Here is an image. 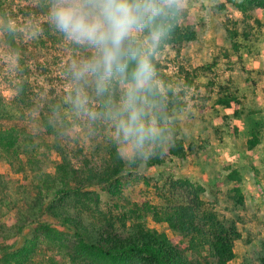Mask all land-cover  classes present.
Listing matches in <instances>:
<instances>
[{"label": "trees", "instance_id": "16d2710c", "mask_svg": "<svg viewBox=\"0 0 264 264\" xmlns=\"http://www.w3.org/2000/svg\"><path fill=\"white\" fill-rule=\"evenodd\" d=\"M50 3L51 0H38L30 6L48 15ZM158 3L165 8V15L148 24L147 32L159 31L162 26L169 42L183 44L191 40L193 31L180 23L179 3L170 0H158ZM226 4L264 10V0H224L220 7ZM10 13L9 0H0L1 44L16 61L12 102L21 115L17 121H8V115L0 119V162L9 164L22 179L15 181L0 172V213L5 208L13 214L11 223L0 219V264H229L236 257L235 241L242 235L235 227L227 226L216 213L200 211V194L204 191L201 185L189 179L172 182L171 188H184L192 195L188 203L156 205L149 199L125 198L122 176L128 162L119 152L117 138L102 134L91 148H99L98 152L83 153L87 148L75 145L70 134L71 123L62 111L61 102L46 93L32 72L35 68L46 70L42 46H64L67 49L63 63L65 78L74 84L89 85L84 106L95 114L91 122L95 134L107 122L125 123L130 137L142 146L160 143L164 137L163 116L159 110H169V106L158 86L140 85L132 107L129 108V103L123 107V94L128 98L129 90L121 89V85H135L131 79L135 62L129 61L126 73L113 74L101 87L97 75H77L78 70L99 53L77 42L59 40L61 31L56 29L51 16L42 26L41 40L26 38L23 31L13 25ZM131 43L142 54V46L135 37ZM4 102L0 95V113L6 112ZM238 103L230 94L219 96L216 101L227 109H233ZM174 106L173 110L175 107L180 110L184 105L179 101ZM27 109L33 111L29 119ZM142 110L147 114L146 125ZM133 114L137 117L134 123ZM168 115H173V111H168ZM153 120L158 122L160 132L154 131ZM261 125L258 121L251 130L247 141L249 150L261 142ZM158 150L164 152L162 147ZM168 153L184 155L183 144L169 149ZM54 154L58 159L51 166ZM162 162L160 155H156L151 164ZM51 167L54 172L49 171ZM228 178L235 181L236 171L232 170ZM99 190L124 199V209L120 213L105 210ZM233 190L237 195L236 203L243 206L237 183ZM149 217L156 223H167L178 236L171 238L166 232L150 227ZM27 228H31L32 236L18 248L19 239Z\"/></svg>", "mask_w": 264, "mask_h": 264}, {"label": "rangeland", "instance_id": "374dc122", "mask_svg": "<svg viewBox=\"0 0 264 264\" xmlns=\"http://www.w3.org/2000/svg\"><path fill=\"white\" fill-rule=\"evenodd\" d=\"M170 1L179 3L180 23L193 31L191 40L174 44L162 35L154 45V30L149 33L144 27L133 33L153 68L151 79L142 85L158 86L169 106V110H159L164 126L160 143L139 145L130 137L128 124L117 125L113 121L105 123L95 134L91 126L95 114L84 106L89 85L74 84L65 78L63 63L67 49L64 46H42L46 70L35 68L33 78L38 77L46 93L61 102L62 111L71 123L70 134L75 145L87 148L83 153L98 152L99 148H91L102 134L117 138L119 152L128 162L122 176L125 198L149 199L156 205L188 203L192 198L188 190L173 189L171 184L189 179L204 188L200 194V211L216 213L227 226L235 227L242 235L235 241L236 257L229 264H264V10L231 4L221 8L224 0ZM37 2L9 0L13 25L33 41L42 39V26L51 16L36 12L30 6ZM54 3L56 0H51L50 13ZM58 39L76 42L63 32H59ZM80 44L98 53L94 46ZM15 65L14 57L1 44L0 31V95L6 105V112L0 113L1 120L8 115V121H17L21 115L12 102L17 76ZM135 86L122 84L121 89L127 92ZM226 94L239 101L233 109L216 104L217 98ZM179 101L184 105L180 110L175 107ZM121 103L123 107L129 103L124 94ZM169 103L175 105L174 110ZM168 111H173V115L169 116ZM141 112L143 116L145 113ZM32 114L33 111L27 109L28 119ZM146 116L142 119L145 125ZM153 121L154 131L160 132L158 122ZM258 121L262 123L261 142L249 150L247 141ZM180 143L184 146V155H170L169 149ZM158 147L164 152H158ZM156 155H160L163 162L151 164ZM80 157L81 154L78 159ZM51 159L52 166L58 155L54 154ZM232 170L238 177L235 181L228 178ZM49 171L54 172L53 167ZM0 172L15 181L22 179V175L4 161L0 162ZM236 183L243 196V206L236 203L237 195L233 190ZM99 191L105 210L120 213L124 209V199L111 196L105 190ZM0 219L11 223L13 214L4 208ZM147 222L171 238L178 236L167 223H156L152 217ZM31 236L32 230L27 228L19 239L18 248ZM205 247L209 249L207 244Z\"/></svg>", "mask_w": 264, "mask_h": 264}, {"label": "clouds", "instance_id": "9594fccd", "mask_svg": "<svg viewBox=\"0 0 264 264\" xmlns=\"http://www.w3.org/2000/svg\"><path fill=\"white\" fill-rule=\"evenodd\" d=\"M165 11L158 0H56L50 15L61 32L78 43L94 46L99 53L78 70V76L95 74L103 87L113 74L126 73L129 61L135 62L131 79L136 88L128 92L131 108L139 86L148 82L153 73L147 53L141 54L132 46L133 33L164 16ZM163 34L162 26L152 33L154 45ZM136 119L133 114V123Z\"/></svg>", "mask_w": 264, "mask_h": 264}]
</instances>
